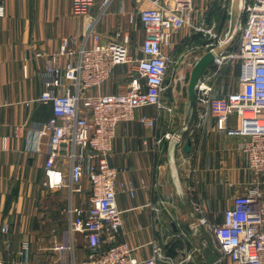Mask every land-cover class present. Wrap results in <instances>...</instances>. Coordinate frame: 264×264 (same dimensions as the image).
<instances>
[{
  "label": "crops",
  "instance_id": "crops-1",
  "mask_svg": "<svg viewBox=\"0 0 264 264\" xmlns=\"http://www.w3.org/2000/svg\"><path fill=\"white\" fill-rule=\"evenodd\" d=\"M216 1L196 0V18L205 17V24L223 36L228 30L223 28L231 25L237 0L233 1L230 18L226 14L230 1H220L227 5L219 28L212 22L211 9ZM71 2L0 0L4 7V16L0 17V264H85L89 254L85 235L68 229L71 207L83 211L89 208L87 171L78 193L66 187L49 188L44 173L48 135L38 139L36 150L32 144L36 132L52 116L49 104L36 102L45 90L46 57L58 52L63 37L85 35L89 21L99 12L101 0L95 1L87 16H74ZM145 7L146 2L138 0H113L95 26L101 43L127 38L130 58L142 59L145 31L137 13ZM207 42L202 34H192L188 28L173 33L169 46L163 49L170 63L161 108L141 107L135 110L132 120L118 124L108 165L116 171L115 201L122 212L121 228L113 243L102 236L97 253L120 243L130 248L138 260L155 255L157 264H232L229 259H221L211 234L199 224L202 214L197 213V208L202 207L210 223L220 224L233 197L255 186V177L240 151L246 138L217 131L212 116L203 123L200 116L204 109L196 103L195 91L189 125L175 148L173 171L167 154L170 140L165 138L184 121L186 86L181 89L178 78L182 73L185 82L189 79L194 58L209 52L204 48ZM87 44L90 46L91 41ZM37 53L41 56L36 57ZM59 63L63 64L64 59ZM228 68L216 81L215 97L226 98L238 89V82L237 88L231 89L220 82ZM214 69L212 60L196 83L210 80ZM134 74L132 64L116 65L102 85L85 91L84 96L122 93ZM141 85L144 89L143 81ZM66 87L63 81L54 91L62 94ZM141 118L152 124L141 123ZM227 127L237 129L234 114L229 116ZM188 138L190 146L186 144ZM53 168L62 177L68 175L65 158L55 161ZM259 188L264 194V186ZM196 226L200 229L193 233ZM60 246L65 249H55Z\"/></svg>",
  "mask_w": 264,
  "mask_h": 264
},
{
  "label": "built area",
  "instance_id": "built-area-1",
  "mask_svg": "<svg viewBox=\"0 0 264 264\" xmlns=\"http://www.w3.org/2000/svg\"><path fill=\"white\" fill-rule=\"evenodd\" d=\"M95 1L72 0V14L87 16ZM112 1L101 0L99 12L89 21L84 36L63 37L58 52L46 57L45 90L36 102L49 104L52 116L36 132L32 144L36 150L38 139L48 135L44 173L49 188L66 187L78 193L87 171L91 187L89 208L83 211L71 207L68 227L70 232L83 233L87 239L89 254L85 264H157L155 255L138 260L130 248L120 243L97 253L102 236L113 243L121 228L122 212L115 201L116 171L108 165L116 129L119 123L132 120L136 109L161 108L170 63L163 49L169 46L173 33L183 28H188L192 34L200 33L209 41L204 48L215 51L224 45L229 32L221 37L212 26L205 24V17L196 18L195 0H138L146 2V7L137 13L145 31L141 47L144 57L132 59L127 52V38L122 42L101 43L95 29ZM229 1L231 5L226 8V14L230 18L234 0ZM3 16L4 7L0 4V17ZM88 41H91L90 46ZM61 58L63 64L59 63ZM124 63L132 64L135 72L124 92L84 96L85 91L102 85L113 67ZM233 63L238 67L237 91L226 98L215 97V84L221 71ZM213 64L215 69L210 80H198L194 88L196 103L204 109L201 121L204 123L212 116L217 131L246 138L240 151L256 184L246 193L233 197L232 206L223 212L220 224L210 223L202 207H198L197 213L202 214L199 224L211 234L221 259H229L232 264H264V194L259 188L264 186V0H243L236 46L230 53L224 49L216 52ZM63 81L67 87L64 93L58 94L54 89ZM231 114L238 119L234 130L227 127ZM140 122L152 124L145 118ZM171 137V134L165 135L168 140ZM5 141L6 138L2 139L3 147ZM61 158L68 163L66 177L53 168L55 161ZM129 193L132 195V189ZM1 231L5 233L6 229ZM55 249L61 251L65 247Z\"/></svg>",
  "mask_w": 264,
  "mask_h": 264
},
{
  "label": "water",
  "instance_id": "water-1",
  "mask_svg": "<svg viewBox=\"0 0 264 264\" xmlns=\"http://www.w3.org/2000/svg\"><path fill=\"white\" fill-rule=\"evenodd\" d=\"M242 6H243V0H237L238 12L236 17V22L229 39H227L223 44H227L229 40L233 38L235 33H237L239 29V25L242 20ZM215 56H216L215 51H209L200 57H195L193 60V66L190 68L191 70L189 72V79L185 82V75L184 74L182 75V73L178 78L180 82V88L183 89L184 86H186L187 102L185 103L186 110H185L184 121L181 127L175 133L172 134V137L168 144L167 154H168L169 168L171 169V171L175 169V164H174L175 148L182 140V136L184 135L189 125L190 116L192 114V110L194 106V88H195L196 80L203 73L204 69L212 62ZM174 82L175 84L177 83L176 81ZM179 96L182 98L183 93L180 92ZM186 144L187 146L191 145L190 138L186 140ZM191 218H194L193 215H191ZM199 229H200L199 226H196L193 228L192 231L193 233H196V231Z\"/></svg>",
  "mask_w": 264,
  "mask_h": 264
},
{
  "label": "rangeland",
  "instance_id": "rangeland-1",
  "mask_svg": "<svg viewBox=\"0 0 264 264\" xmlns=\"http://www.w3.org/2000/svg\"><path fill=\"white\" fill-rule=\"evenodd\" d=\"M220 1L221 0H217L215 7H212V9H211L212 15L214 17V18H212L213 19L212 22L215 23L217 28H219V26H221V24L219 25V23L220 22L222 23V21H223V17H224L223 14L225 11L224 7L227 5V2H225V5H224V3L220 2ZM203 2H204V0H203ZM203 2H202V5L204 6ZM207 3H205L206 7L208 5ZM234 3H235V5H234V10H233V17H232L231 25L229 27L226 26L223 28V29H225V28L228 29V30L225 29L226 30L225 32L229 31V37H230L232 30L234 28V23L236 21L237 12H238L237 8H236L237 1ZM237 36H238V32L233 36V38L231 40H229L228 45L225 48L220 49L219 51H222L224 49L226 52L230 53L233 50V47L236 46L237 39H238ZM229 37H228V39H229ZM202 42H203V39H202ZM223 75L224 76L221 78L220 82H223L225 84V86L226 85L229 86L228 87L229 89H231L234 86L237 88V77H236L237 76V66H236V63L230 64L228 70H225Z\"/></svg>",
  "mask_w": 264,
  "mask_h": 264
}]
</instances>
